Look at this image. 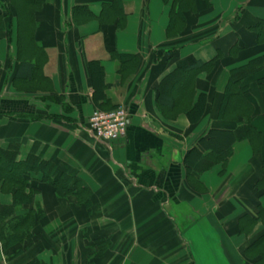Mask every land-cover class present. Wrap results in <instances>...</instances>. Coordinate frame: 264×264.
Returning <instances> with one entry per match:
<instances>
[{
    "label": "crops",
    "instance_id": "crops-1",
    "mask_svg": "<svg viewBox=\"0 0 264 264\" xmlns=\"http://www.w3.org/2000/svg\"><path fill=\"white\" fill-rule=\"evenodd\" d=\"M16 4L0 6V149L49 165L69 193L32 174L36 192L14 216H41L29 238L0 241V264H264V0ZM233 90L260 142L188 172L200 140L237 129L219 116ZM118 107L125 136L95 141L91 114Z\"/></svg>",
    "mask_w": 264,
    "mask_h": 264
},
{
    "label": "trees",
    "instance_id": "trees-1",
    "mask_svg": "<svg viewBox=\"0 0 264 264\" xmlns=\"http://www.w3.org/2000/svg\"><path fill=\"white\" fill-rule=\"evenodd\" d=\"M193 0H183L181 6H187ZM208 2V0H206ZM0 6L6 13L16 14L22 7L21 4H16V0H0ZM27 7H35L31 3ZM189 8H185L188 11ZM174 16H180L179 8ZM264 23H259L255 27L260 37H264L262 30ZM257 64L258 61H255ZM211 64L200 66V71L208 68ZM249 68V67H248ZM260 67L255 66L254 71H259ZM26 71V68H24ZM199 105L187 113L188 119L194 122L200 114ZM250 104L242 96L240 91L233 90L227 93L222 102V108L219 116L221 119L231 120L238 123L237 129L234 132H213L207 138L198 142L197 148L192 149L185 157L184 165L188 172L202 173L207 171L218 162H225L231 155V146L239 141L247 140L252 145L260 142V135L252 127V116ZM114 110V109H113ZM257 146V145H256ZM15 152L0 149V193H8L12 196V206L6 207L0 204V241L5 250L8 240L29 238L30 228L27 226L33 224L41 216L40 212L36 216L22 218L18 221L15 218V210L18 206L24 205L31 199V196L36 189L32 187V174L40 175L37 183H45L50 186L56 196L62 197L69 193L67 190V181H51L46 170L51 167L45 163H40L34 157H27L25 161L18 162ZM24 229L20 232L21 229Z\"/></svg>",
    "mask_w": 264,
    "mask_h": 264
},
{
    "label": "built area",
    "instance_id": "built-area-1",
    "mask_svg": "<svg viewBox=\"0 0 264 264\" xmlns=\"http://www.w3.org/2000/svg\"><path fill=\"white\" fill-rule=\"evenodd\" d=\"M128 122L129 115L123 107L111 111L95 110L88 119L86 132L95 141L113 142L125 136Z\"/></svg>",
    "mask_w": 264,
    "mask_h": 264
},
{
    "label": "rangeland",
    "instance_id": "rangeland-1",
    "mask_svg": "<svg viewBox=\"0 0 264 264\" xmlns=\"http://www.w3.org/2000/svg\"><path fill=\"white\" fill-rule=\"evenodd\" d=\"M225 4V2H223V5ZM233 6L236 7V3L233 2ZM227 7V6H226ZM220 8V7H219ZM222 11V10H221Z\"/></svg>",
    "mask_w": 264,
    "mask_h": 264
}]
</instances>
